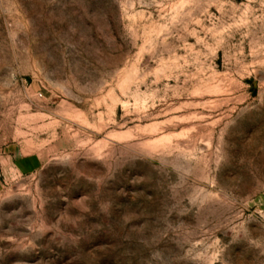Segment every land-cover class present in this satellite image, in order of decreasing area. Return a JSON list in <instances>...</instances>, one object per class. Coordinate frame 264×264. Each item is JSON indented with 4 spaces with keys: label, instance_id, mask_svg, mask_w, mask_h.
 I'll return each instance as SVG.
<instances>
[{
    "label": "rangeland",
    "instance_id": "1",
    "mask_svg": "<svg viewBox=\"0 0 264 264\" xmlns=\"http://www.w3.org/2000/svg\"><path fill=\"white\" fill-rule=\"evenodd\" d=\"M0 264H264V0H0Z\"/></svg>",
    "mask_w": 264,
    "mask_h": 264
}]
</instances>
